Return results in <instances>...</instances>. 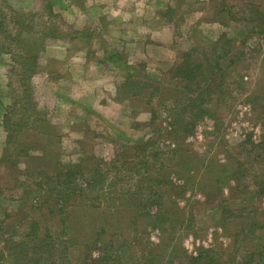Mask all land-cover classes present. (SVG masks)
I'll return each instance as SVG.
<instances>
[{"label": "trees", "instance_id": "trees-1", "mask_svg": "<svg viewBox=\"0 0 264 264\" xmlns=\"http://www.w3.org/2000/svg\"><path fill=\"white\" fill-rule=\"evenodd\" d=\"M14 14L0 12V56L8 54L20 65L24 88L10 106L3 105L0 93V117L7 139L14 132L15 141L27 125L47 131L51 123L36 104L30 105L28 94L41 52L33 35L44 33L32 27L29 13ZM231 42L221 35L207 47L192 46L154 79L130 65L113 100L149 105L155 99L164 125L153 127L145 140L122 144L109 161L90 157L63 164L55 159L54 171L42 162L38 169L48 170L36 172L33 197L23 198L14 211L18 225L14 238L2 241L0 264H264V91L242 94L261 129L258 137L247 132L227 144L224 130L235 112V91H244L239 84L246 83L233 77L239 57L231 55ZM148 109L151 122L159 114L155 107ZM204 119L212 122L223 158L197 153L187 140ZM157 138L170 141L161 144ZM197 208L228 245H199L194 254L182 247L184 235L196 237L206 228L196 218ZM199 222L204 224L198 229Z\"/></svg>", "mask_w": 264, "mask_h": 264}, {"label": "rangeland", "instance_id": "rangeland-1", "mask_svg": "<svg viewBox=\"0 0 264 264\" xmlns=\"http://www.w3.org/2000/svg\"><path fill=\"white\" fill-rule=\"evenodd\" d=\"M23 11L29 13L32 27L44 33L33 35L41 52L28 80L29 103L48 116L52 127L45 128L49 134L43 126L27 125L14 141V132L7 139L0 117V160L6 159L0 162V247L10 235L14 238L18 225L14 211L23 198L33 197L36 172L54 171L57 160L63 164L90 157L109 161L122 144L145 140L153 127L164 125V111L155 99L149 105L113 100L130 65L154 79L178 64L182 51L197 44L209 46L224 35L232 41L231 55L239 57L233 77L246 82L238 83L244 91L238 87L235 91L238 99L235 112L228 116L232 120H226L224 140L232 146L247 132L260 134L242 96L264 91V0H0V12L14 16ZM20 71L8 54L0 56L4 106L22 94ZM149 106L159 114L151 122ZM211 130L209 119L199 121L187 140L197 153L223 158V147ZM18 150L23 153L16 155ZM40 154L47 156L29 160ZM42 162L48 169H38ZM197 211L196 218L206 222L205 226L199 222L198 229L206 228H200L196 237L184 235L182 247L194 254L199 245H228L222 231L214 232L209 218L200 208ZM151 239L156 241L155 233ZM249 242H242L240 251Z\"/></svg>", "mask_w": 264, "mask_h": 264}, {"label": "crops", "instance_id": "crops-1", "mask_svg": "<svg viewBox=\"0 0 264 264\" xmlns=\"http://www.w3.org/2000/svg\"><path fill=\"white\" fill-rule=\"evenodd\" d=\"M108 102H113L114 103V101L113 100H110V99L108 100Z\"/></svg>", "mask_w": 264, "mask_h": 264}]
</instances>
